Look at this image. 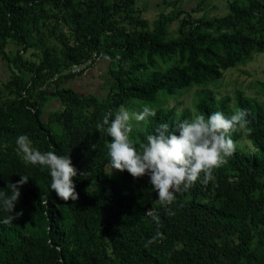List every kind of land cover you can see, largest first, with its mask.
<instances>
[{
	"label": "trees",
	"instance_id": "trees-1",
	"mask_svg": "<svg viewBox=\"0 0 264 264\" xmlns=\"http://www.w3.org/2000/svg\"><path fill=\"white\" fill-rule=\"evenodd\" d=\"M135 0H0V53L5 41L21 45L14 62L25 67L20 56L28 48L40 52L39 63L27 84L8 82L6 87L19 98L0 104V192L20 176L29 180L20 187V197L12 215L23 212L13 224L0 223V264H112L102 245L106 240L118 264H264V242L249 251L257 213L264 202L260 192L264 176V102L237 93L234 109H248L245 128L256 146L252 157L234 154L228 164L214 172L206 186L199 181L187 193L177 194L170 206L175 215L167 216L158 204L145 201L152 186L145 175L133 179L126 171L118 179L107 175V143L111 138L96 131L104 113L115 111L131 100L156 104V116L133 129L134 146L163 123L174 128L190 119L188 112L175 114L158 104V94L173 96L191 85H205L222 77L253 55L264 54V0H231L228 13L209 20L182 19L179 36L167 40L169 23L179 18L162 16L151 30L146 22L133 20ZM50 21V22H49ZM128 21L126 29L122 25ZM52 26V27H50ZM50 28V29H49ZM67 30L68 36L64 33ZM55 34L59 47L47 46L44 37ZM51 36V35H50ZM36 38L37 43H32ZM38 38V39H37ZM178 54V64L154 71L145 79L136 76L140 58L157 69L156 57ZM105 54L114 61V85L104 100L78 95L62 88L77 74H64ZM52 81L54 94L65 109L57 116L61 136L54 137L42 123L44 93L38 100L25 96L31 86ZM229 98H200L198 114L207 117L220 111L225 116ZM27 135L40 151L55 150L69 155L77 169L74 178L78 200L61 201L50 190L47 169L26 166L16 151V139ZM238 134L233 133L232 137ZM95 145V149H93ZM225 168L235 172L230 180ZM80 173H84L80 175ZM95 183L89 191L87 184ZM155 196L157 194L154 192ZM214 198L219 204L209 203ZM152 208L160 212L159 231L163 240L145 247L157 227L144 214ZM7 213L0 211V221Z\"/></svg>",
	"mask_w": 264,
	"mask_h": 264
},
{
	"label": "clouds",
	"instance_id": "clouds-1",
	"mask_svg": "<svg viewBox=\"0 0 264 264\" xmlns=\"http://www.w3.org/2000/svg\"><path fill=\"white\" fill-rule=\"evenodd\" d=\"M248 109H236L230 116L216 111L207 115L198 114L192 119L177 122L174 128L168 123L160 124L155 134H149L138 147L130 141L133 121L147 123L156 116V109L145 105L138 112H131L121 105L115 113H104L97 123L96 131L111 138L107 143L108 167L113 171L127 172L133 179L147 175L152 191L157 194L154 201L167 216L175 215L171 205L177 194L189 192L199 181L207 185L214 179V172L228 164V158L236 151L232 134L245 129L248 124ZM17 154L26 166L47 169L50 177V190L63 202H75L79 196L76 192L74 178L77 169L72 165L69 155H57L55 150L40 151L33 147L27 135H20L16 141ZM95 149V145L92 146ZM84 173H80L83 175ZM27 176H20L18 183H9L8 191L0 192V211L7 216L0 221L5 225L13 224L23 215L16 212L20 187L27 183ZM155 223V236L145 243V247L163 240L159 231L160 212L150 208L145 214Z\"/></svg>",
	"mask_w": 264,
	"mask_h": 264
},
{
	"label": "rangeland",
	"instance_id": "rangeland-1",
	"mask_svg": "<svg viewBox=\"0 0 264 264\" xmlns=\"http://www.w3.org/2000/svg\"><path fill=\"white\" fill-rule=\"evenodd\" d=\"M229 2L231 0H135L131 16L133 20L138 19L146 22L144 29L151 30L154 23L162 16L174 17L177 13L183 11L184 14L167 26L166 38L167 40H174L179 36L182 19H186L189 16L197 20L222 17L229 12ZM122 25L126 29L132 27L128 26V21H125ZM63 29L67 35L66 38L71 39L67 34V30ZM43 35L44 38L41 40H46L47 46L59 47L56 31L53 35L44 30ZM36 41L35 38L32 40V43H37ZM3 42L4 40L0 39V44ZM21 48L22 46L17 45L14 40L8 39L5 41L3 52L0 53V104L4 102L11 104L19 99L6 87V84L14 81L23 84L29 83L32 74L26 69L37 65L40 61V52L36 48H28L25 52L20 53L23 62L26 63L25 67L19 66L14 62V57L16 51L21 50ZM113 61L114 58L110 54H105L98 57L93 64L88 62L79 67H72L69 71L64 72V74L77 75L75 78L62 83L61 87L71 89L78 95L104 100L115 83L111 76V71L114 69V66H112ZM156 63L157 69H153L145 64L144 57L140 58L141 66L136 72V76L140 79H145L151 72L156 70L163 71L178 64V54L173 53L164 58L156 57ZM52 81H46L40 86H31L28 93H25V96H30L31 100H38L44 93L46 94L45 101L42 103L40 119L54 137H59L62 131L60 123L57 122V116L65 109V106L55 96V86L52 84ZM237 93H241L252 100L264 102V54L253 55L242 64L223 71L222 77L217 81L209 82L205 85H191L186 89L177 91L173 96L158 94V104L160 107L166 109H174L176 115L188 112L190 119H192L197 115L196 105L200 98L210 99L213 97L216 100L229 98V109L234 112V97ZM145 105H150L155 109L158 107L156 104L145 100H131L128 109L131 112H138ZM132 123L134 130L140 131L143 129V122L133 121ZM237 134V137H232L236 143L235 153L245 158L252 157L257 147L253 145L246 130L242 129ZM258 142L259 148L264 151V137H260ZM225 170L230 175V180H234L237 174L228 170V168H225ZM110 171L108 167L106 171L107 175L112 178L118 179L121 176V173L116 171H113L110 175ZM261 181L263 187L260 192L256 193V196L261 194L264 201V176L261 178ZM87 188L89 191L95 190V183L90 182L87 184ZM156 199L154 191L149 189L145 196V201L155 205L154 201ZM206 201L219 204L214 198H207ZM256 221L257 225L252 231L254 238L249 248L250 252L255 251L264 242V202L257 213ZM102 245L108 258V263L118 264L106 240H103Z\"/></svg>",
	"mask_w": 264,
	"mask_h": 264
}]
</instances>
